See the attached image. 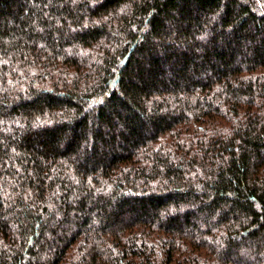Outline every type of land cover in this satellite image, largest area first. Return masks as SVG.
<instances>
[{
    "label": "trees",
    "instance_id": "obj_1",
    "mask_svg": "<svg viewBox=\"0 0 264 264\" xmlns=\"http://www.w3.org/2000/svg\"><path fill=\"white\" fill-rule=\"evenodd\" d=\"M0 264H264V0H0Z\"/></svg>",
    "mask_w": 264,
    "mask_h": 264
}]
</instances>
